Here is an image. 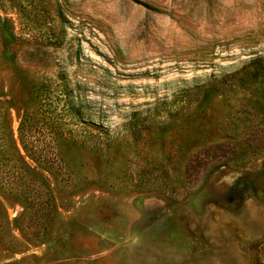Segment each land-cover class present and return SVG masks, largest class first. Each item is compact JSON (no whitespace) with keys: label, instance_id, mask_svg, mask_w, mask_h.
<instances>
[{"label":"rangeland","instance_id":"1","mask_svg":"<svg viewBox=\"0 0 264 264\" xmlns=\"http://www.w3.org/2000/svg\"><path fill=\"white\" fill-rule=\"evenodd\" d=\"M4 161L0 264H264V0H0Z\"/></svg>","mask_w":264,"mask_h":264},{"label":"trees","instance_id":"2","mask_svg":"<svg viewBox=\"0 0 264 264\" xmlns=\"http://www.w3.org/2000/svg\"><path fill=\"white\" fill-rule=\"evenodd\" d=\"M27 114L26 112L24 111V113L22 114V117H21V120H20V124H19V127H18V132H19V140L22 144V147L23 149H25V151L27 152V149H26V143L30 142V144L32 143H35V141L32 139H29L30 137H33L31 133V130L30 129L32 126L29 125L30 122L27 121ZM26 128V129H25ZM30 132V133H29ZM62 134V133H61ZM11 140V144L13 145V147L15 148L14 151L16 153L17 156L21 157V153L20 151L18 150V148L16 147L15 143H14V140L12 141V136L10 138ZM66 140V139H65ZM13 142V143H12ZM29 144V143H28ZM73 145V144H72ZM42 155V154H41ZM55 159V158H54ZM7 160V159H6ZM26 170L30 173H33L31 171V169L29 167H27L25 164H24ZM0 171H1V174L5 173V172H9L11 171L8 166H7V162L4 161L3 163H0ZM22 173L20 172L19 173V176L21 175ZM34 174V173H33ZM12 176V175H11ZM21 177V176H20ZM31 179V178H30ZM32 180V179H31ZM4 184V183H2ZM36 186V184L34 183H31V182H26L24 183V189H23V198H24V204H26V207L27 205L30 206V204L32 203V205L35 207L37 205V201H36V198H34L33 196V191L32 189Z\"/></svg>","mask_w":264,"mask_h":264}]
</instances>
